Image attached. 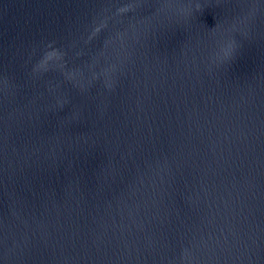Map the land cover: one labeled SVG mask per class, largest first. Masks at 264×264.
I'll return each instance as SVG.
<instances>
[{"label":"water","instance_id":"1","mask_svg":"<svg viewBox=\"0 0 264 264\" xmlns=\"http://www.w3.org/2000/svg\"><path fill=\"white\" fill-rule=\"evenodd\" d=\"M0 264H264V0H0Z\"/></svg>","mask_w":264,"mask_h":264}]
</instances>
